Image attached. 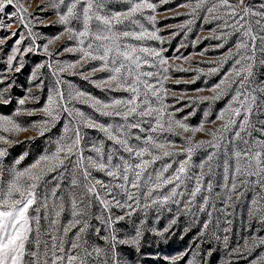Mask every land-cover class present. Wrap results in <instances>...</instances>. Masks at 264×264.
Returning a JSON list of instances; mask_svg holds the SVG:
<instances>
[{
    "label": "snow or ice",
    "instance_id": "1",
    "mask_svg": "<svg viewBox=\"0 0 264 264\" xmlns=\"http://www.w3.org/2000/svg\"><path fill=\"white\" fill-rule=\"evenodd\" d=\"M122 2L127 5L123 11L111 12L107 10V0H41L36 12H30L31 0H0V16L9 20L7 24L0 21V27L9 33L7 37L0 38V51L8 39L18 37L10 54L6 56L7 73H19L24 67V57L28 54L39 55L42 50L49 61L35 66L31 81L35 82L36 91L42 93L45 89L42 70H51L55 78L48 87L46 100L40 108L25 107L27 102L40 103L39 95L33 94L29 89L28 95L18 100L21 107L16 109L14 116L0 115V175H3V159L8 155V146L23 143L14 140L13 134L31 128L37 132V137L28 138V142H31L51 132L65 114L69 118L60 136L55 141H49L53 145L50 150H45L28 167L18 168L28 155L22 154L9 169L11 179L6 183L0 182V264H109V256L112 264H121L116 253L117 245L129 244L138 249L141 229L137 228L130 240L119 239L115 225L130 218L141 208V200L145 201L144 209L152 206L163 208L169 204L180 205L181 200L177 197L183 198L185 192L178 190L186 186V180L194 178L188 175L194 153L201 149H219L228 133L232 137L229 142L236 147L231 152L235 163L231 166L230 175L229 166L225 165L223 187L227 190L226 207L233 195L237 199L242 195L238 186L256 185L264 193V139L253 137L254 131L264 136V121L260 122L262 127L257 129L251 119L259 111L258 99L264 100V83H258L254 79L256 67L264 66V4L256 8L250 0H196L193 13L204 8L212 14L211 20L223 21L220 28L231 29L211 37L223 39L224 42L216 47L223 48L231 36H236V40L232 48L222 53L223 59L214 61L216 66L208 71L210 74H218L223 64L229 61L231 70L209 89L211 96L196 98L200 102H215L231 94L228 104L217 113L215 120H208L209 114L206 112L201 124L190 126L186 123L187 117H175V112L183 111L182 108L171 110L173 106L165 103L168 90L164 83L169 79L170 67L168 58L163 55L166 49H157L144 43L146 40H156L161 44L164 42V38L158 35L160 29L155 28L156 16H145L146 12L155 13L158 5L153 0ZM165 3L168 0H159V4ZM180 7H191V3ZM8 9L11 11H7ZM49 10L57 17L52 25L63 26V31L47 38L40 45L37 40L43 37L34 32L33 27L52 26L45 23L46 17L40 15ZM138 17H145L153 25V30L145 28ZM13 24L19 25L17 31H11ZM64 36L74 46L65 45L55 53L50 51V46ZM131 39L140 43H129ZM63 53H78L79 57L67 64L53 62L54 56ZM93 61H98L99 64H92L87 70L75 71L77 68L85 69ZM14 62L18 66H14ZM97 72H107L108 75L100 80H93L92 77ZM64 73L79 75L102 92L119 90L127 92L128 96L101 100L91 93L71 88L61 78ZM7 78L6 75L0 77V83H4ZM11 87L9 84L0 89V105L6 106L11 102L8 95ZM76 104H85L99 116L118 119V122L102 123L77 108ZM194 104L195 101H190V105L185 106ZM20 115H41V119L24 125L17 120ZM217 121L221 123L215 130L204 126L205 123L215 124ZM84 129L102 133L104 140L111 142L110 147L105 150L104 140H101L85 149ZM134 129L138 131L134 132ZM198 132H206L212 139L196 141L194 138ZM185 133L189 135L185 136ZM177 135L185 141L183 145H176L170 139ZM85 150L94 155H85ZM178 155L185 158L177 161L175 157ZM216 155L215 151L208 152L200 163L201 173L195 177L194 188L188 193L191 199L184 202L186 210L190 211L193 201L201 193L203 168L207 164L211 169V161ZM157 162H162L159 168L155 167ZM173 164L177 166L174 168ZM65 172L70 176L71 219L66 224H61L60 217L65 209L63 197L57 198V192ZM94 172L103 173L109 179L101 180ZM49 177L56 183L41 198L38 190L50 183ZM78 188L82 189L80 196L75 193ZM208 190H211V183L208 184ZM50 197L60 200L59 204L53 205L52 219L47 214ZM261 198L264 199V196ZM202 200L206 206L208 197L203 196ZM93 201L101 208L100 215L95 219L108 231V235L100 236L107 243V248L90 245L86 238L90 227L86 217L91 214ZM41 209L45 211L43 219L49 221L50 240L41 241L40 238ZM113 209H120L121 214H114ZM198 210L203 212L205 207L200 206ZM258 213L261 214L260 222L264 223V208L253 199L249 215L256 216ZM175 223L174 218L169 227L158 234L168 232ZM207 228L208 223L205 222L203 229ZM73 229L76 231L70 237L69 233ZM95 231L99 236L100 230ZM227 239L225 236V242ZM252 240L254 243L251 246L245 241L248 252L264 245V237H252ZM235 252L239 255V248ZM26 257L32 259L28 260ZM170 259L176 264L175 258ZM258 259L264 260V257ZM189 264L193 262L190 261ZM253 264L257 262L254 261Z\"/></svg>",
    "mask_w": 264,
    "mask_h": 264
},
{
    "label": "rangeland",
    "instance_id": "2",
    "mask_svg": "<svg viewBox=\"0 0 264 264\" xmlns=\"http://www.w3.org/2000/svg\"><path fill=\"white\" fill-rule=\"evenodd\" d=\"M107 2V10L111 12L123 11L127 7L122 0H107ZM153 2L158 5L156 12H146L145 16L150 14L156 16L155 28L160 29L158 35L164 38V42L161 44L156 40H146L144 43L147 46L157 49H166L163 55L168 58L170 67L169 79L164 83L165 88L168 90L165 103L173 106L171 110L182 108L183 111L175 112V117L177 119L187 117L186 123L190 126H198L201 124L206 112L209 114L208 120H215L217 113L228 104L231 94L215 102H200L196 98L211 96L212 93L209 89L215 85L226 72L231 70V61H229L223 64L218 74H210L208 71L210 68L216 66V64L213 63L214 61L223 59L222 53H226L229 48L233 47L236 36L229 37L223 48H217L216 45L223 43V39L217 40L211 37L220 35L221 32H229L231 29L220 28L219 25H221L223 21L211 20L212 14L208 13L204 8L197 9V11L193 13L192 8L195 7L196 0H168V3L165 4H159V0H153ZM250 2L256 8L264 4V0H250ZM40 3L41 0H31L29 11L36 12L37 5ZM189 3H191V7H180V5ZM208 6H210V3ZM7 11L10 12L11 9ZM177 13L183 14L177 15ZM40 15L46 17L45 23L49 25H52V21L57 18L52 10L46 13H40ZM138 19L145 28L153 30V25L145 17H138ZM208 20H210V22H206ZM0 21L4 24L9 22L8 18L4 16H0ZM76 26L79 27V25ZM18 27L19 25L13 24L11 31H17ZM33 31L38 32L43 37V39L37 40V44L43 45L47 38L54 37L56 34L62 32L63 26L58 24L49 27L35 25ZM8 35V31L0 27V38L7 37ZM206 37L209 38L206 39ZM16 38L18 37L8 39L5 46H3V50L0 51V77H4L5 75L8 77L4 80V83H0V89L9 84L12 85L8 92L11 102L6 106L0 105V115L5 116L15 115L16 109L21 107L18 105V100L28 95L29 89L32 90L33 94L39 95L40 103L27 102L25 107L40 108L46 100L48 87L51 86V83L55 79L52 76L51 70L47 68L42 70V79L45 83V89L42 93L36 91L34 87L35 82L31 81V73L35 66L39 63L49 61V58L42 53V50L39 55H26L24 57V67L19 73H7L6 56L10 54ZM128 42L132 44L140 43L134 39ZM257 43L259 42L257 41ZM65 45L74 46V43L72 41H67L66 36H64L60 41L50 46V51L55 53L60 51ZM201 53H203V55H201ZM78 57V53H63L62 55L54 56L53 62L59 61L61 64H67L74 62ZM176 57L180 58L176 59ZM257 60H259V53L257 54ZM92 64H99V62L93 61L87 65L85 69L77 68L75 71L87 70L91 68ZM14 66L18 65L14 62ZM181 68L185 70L180 71L179 69ZM149 70L156 71V69ZM107 75V72H97L93 75L92 79L100 80ZM61 78L68 82L71 88L91 93L101 100H112L114 98L128 96L127 92L119 90L102 92L93 84L82 79L79 75L64 73ZM254 79L258 83H264V66L258 65L256 67ZM68 85H66V87ZM199 89H203V91H197ZM257 95L260 97L259 93ZM190 101H195L194 106L186 107L185 105H190ZM258 103L260 104L259 111L255 112L251 117L257 129L262 127L260 122L264 121V100L258 99ZM76 107L102 123L118 122V119L113 120L108 117L99 116L85 104H76ZM40 119L41 115H20L17 117V120L24 125H29L32 121H38ZM68 122L69 118L65 114L51 132L31 142H28L29 137H37V132L31 128L27 131H21L19 134H13L12 138L14 140L23 141V143H14L8 146V155L3 159V175H0V182L6 183L11 179L9 169L13 166L14 161L22 154L27 153L28 155L20 165L17 166L18 168L28 167L45 150H50L53 145L50 144L49 141H55ZM220 123V121H217L215 124L205 123L204 126L206 129L215 130ZM144 127H147V125H144ZM133 131L136 132L138 130L134 129ZM83 132L85 134L83 140L85 149L90 147L94 142L104 140L103 134L98 131L84 129ZM184 135L187 136L189 134L185 133ZM253 137L264 139V136H261L258 131L253 132ZM170 139L175 141L176 145H183L185 143L178 135L171 136ZM194 139L196 141L211 140L212 137L206 132H198ZM231 139L230 133L225 134V139L222 140L219 149H201L194 153L190 161L188 172V175L194 178L186 180V186H182L181 189L178 190L185 192L183 198L177 197V199L181 200L180 205L169 204L163 208L152 206L144 209L143 204L145 201L141 200V208L137 209L130 218L120 221L115 225L116 235L119 239L130 240V238L135 235L136 229H141L138 249L129 244L117 245L116 253L121 260V264H173L170 258H175L176 264H189L190 261H192L193 264H253L254 261H256L257 264H264V260L258 259L264 257V245L255 247L251 252L245 249L246 240L248 245L251 246L254 243L252 237H264V223L260 222L261 214L258 213L256 216L249 215V208L252 207L253 199H256L259 206L264 208V199L261 198L264 196V193H261L256 185L238 186L242 195H240L239 199L233 195L227 207L225 204L227 198V190L223 187L225 165L227 164L229 166L230 175L231 166L235 163L234 158H231V152L236 145L229 142ZM104 144L105 150H107L111 142L104 140ZM240 147H243V145H240ZM212 151H215L217 155L214 157L213 161H211V169H209L207 164L203 168L204 175L201 178V183L203 185L201 193L197 195L191 205L190 211H188L184 208V202L191 199L188 193L194 188L195 177L199 176L201 173L199 167L200 163L204 161L208 152ZM85 155H94V153L85 150ZM184 158L183 155H178L175 157V160L178 161ZM161 164L162 162H157L155 167L159 168ZM176 166V164H173L174 168ZM69 170H71V165H69ZM94 175L101 180L109 179L100 172H94ZM49 180L50 183L47 186L38 190L41 198L47 189L56 183V181L51 180L50 177ZM69 180V173L65 172L64 180L61 182V187L57 192V198L63 197L65 209L60 217L61 224H66L68 220L71 219ZM209 183H211L210 191L208 190ZM164 191L166 192L167 188H165ZM75 193L80 196L82 189H75ZM203 196L208 197L206 206L203 205ZM59 203V199L49 198L47 214L50 219L54 218L53 205ZM200 206H204L205 211H199L198 208ZM100 211V206L93 201V206L90 209L91 214L86 217L90 225L86 238L90 245L95 244L107 248V243L101 239L100 236L108 235V231L105 230L104 225H102L99 220L95 219L96 216L100 215ZM113 212L116 215L121 214L120 209H113ZM209 213H211L210 216L208 215ZM39 215L41 216V241L50 240L51 237L48 235L50 231L49 221L43 219L45 215L44 209H41ZM174 218L176 219V223L170 227V230L163 235H159V232L169 227L170 221ZM141 221H143V224H141ZM205 222L208 223L207 230L203 229V224ZM96 229L100 230L99 236L96 234ZM225 229H227V231H225ZM75 231L76 229H73L72 233H69V236L71 237ZM56 234L58 236L61 235V233ZM32 235L34 236L35 233ZM225 236L228 237L227 242L224 240ZM255 243H258V241ZM237 248H239L240 251L239 255L235 252ZM26 259L30 260L32 258L26 257ZM109 264H112L110 256Z\"/></svg>",
    "mask_w": 264,
    "mask_h": 264
}]
</instances>
